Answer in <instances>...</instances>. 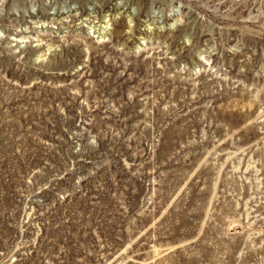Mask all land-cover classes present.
<instances>
[{"label": "rangeland", "instance_id": "374dc122", "mask_svg": "<svg viewBox=\"0 0 264 264\" xmlns=\"http://www.w3.org/2000/svg\"><path fill=\"white\" fill-rule=\"evenodd\" d=\"M0 264H264V0H0Z\"/></svg>", "mask_w": 264, "mask_h": 264}]
</instances>
